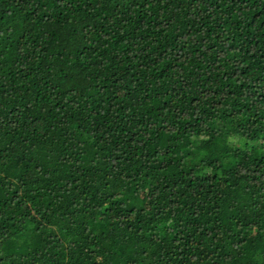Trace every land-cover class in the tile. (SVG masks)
<instances>
[{
	"label": "trees",
	"instance_id": "16d2710c",
	"mask_svg": "<svg viewBox=\"0 0 264 264\" xmlns=\"http://www.w3.org/2000/svg\"><path fill=\"white\" fill-rule=\"evenodd\" d=\"M0 264H264V0H0Z\"/></svg>",
	"mask_w": 264,
	"mask_h": 264
}]
</instances>
